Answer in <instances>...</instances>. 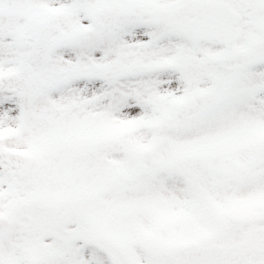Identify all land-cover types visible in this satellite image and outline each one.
I'll use <instances>...</instances> for the list:
<instances>
[{
    "label": "snow or ice",
    "instance_id": "6c2138e0",
    "mask_svg": "<svg viewBox=\"0 0 264 264\" xmlns=\"http://www.w3.org/2000/svg\"><path fill=\"white\" fill-rule=\"evenodd\" d=\"M0 264H264V0H0Z\"/></svg>",
    "mask_w": 264,
    "mask_h": 264
}]
</instances>
